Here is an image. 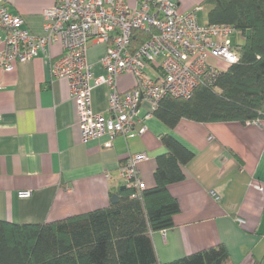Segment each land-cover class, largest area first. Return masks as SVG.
<instances>
[{
  "label": "crops",
  "instance_id": "crops-1",
  "mask_svg": "<svg viewBox=\"0 0 264 264\" xmlns=\"http://www.w3.org/2000/svg\"><path fill=\"white\" fill-rule=\"evenodd\" d=\"M125 1L135 6L141 0ZM176 1L178 10L187 12L206 0ZM52 4L6 0L8 11L20 15L36 35H43V12ZM4 37L0 27V51ZM105 51L106 44L90 42L87 60L95 77L106 74ZM62 52L58 41L10 71L0 68V220L51 222L108 206L125 186L119 168L130 154L147 155L137 167L144 189L152 188L156 157L165 151L160 137L170 134L193 157L183 168L184 180L167 187L180 208L174 226L151 233L158 261L223 244L229 252L225 264H264V116L247 123L182 119L169 128L151 115L145 122L136 120L128 137L104 135L84 142L68 81L51 74ZM134 84L131 73L116 79L120 92ZM109 94L106 85L93 89L95 112L107 116ZM149 111L150 104L142 102L141 115ZM23 191L31 195L21 196Z\"/></svg>",
  "mask_w": 264,
  "mask_h": 264
},
{
  "label": "built area",
  "instance_id": "built-area-1",
  "mask_svg": "<svg viewBox=\"0 0 264 264\" xmlns=\"http://www.w3.org/2000/svg\"><path fill=\"white\" fill-rule=\"evenodd\" d=\"M199 9L180 12L176 0H141L135 6L125 0H53L43 12L44 33L36 35L24 27L20 15L8 11L6 0H0V27L5 31L0 68L10 71L16 63L46 53L50 44L59 41L63 52L52 62L51 74L68 81L82 140L104 135L110 140L117 135L128 137L136 120L145 122L164 96L189 97L236 62L235 42L241 32L228 23L201 24ZM135 29L154 33L132 51L130 37ZM91 41L106 44L102 58L105 75L93 76L87 60ZM122 73H131L135 84L120 92L116 79ZM99 85L110 89L107 116L95 112L91 105L92 91ZM142 102L150 104L144 115ZM145 129L143 125L138 133ZM145 159V153L130 154L119 168L132 196L144 190L137 164Z\"/></svg>",
  "mask_w": 264,
  "mask_h": 264
},
{
  "label": "trees",
  "instance_id": "trees-1",
  "mask_svg": "<svg viewBox=\"0 0 264 264\" xmlns=\"http://www.w3.org/2000/svg\"><path fill=\"white\" fill-rule=\"evenodd\" d=\"M209 24L228 23L243 36L235 42L236 62L213 83L197 87L189 97L164 96L152 111L167 127L182 119L196 122L258 121L264 116V0H207ZM153 30H133L135 51ZM160 141L155 185L138 196L124 186L106 207L43 223L0 220V264H225L229 252L217 244L166 263L158 261L151 233L174 226L180 210L168 185L184 180L192 151L170 134Z\"/></svg>",
  "mask_w": 264,
  "mask_h": 264
},
{
  "label": "rangeland",
  "instance_id": "rangeland-1",
  "mask_svg": "<svg viewBox=\"0 0 264 264\" xmlns=\"http://www.w3.org/2000/svg\"><path fill=\"white\" fill-rule=\"evenodd\" d=\"M212 3L209 1H205L200 5V9L197 11V17L201 24H205L208 21V11L211 8ZM237 42H242L243 36L238 35L236 38Z\"/></svg>",
  "mask_w": 264,
  "mask_h": 264
},
{
  "label": "water",
  "instance_id": "water-1",
  "mask_svg": "<svg viewBox=\"0 0 264 264\" xmlns=\"http://www.w3.org/2000/svg\"><path fill=\"white\" fill-rule=\"evenodd\" d=\"M121 188H124V186H122ZM118 200V195L117 194H113L110 201L111 202H116Z\"/></svg>",
  "mask_w": 264,
  "mask_h": 264
}]
</instances>
